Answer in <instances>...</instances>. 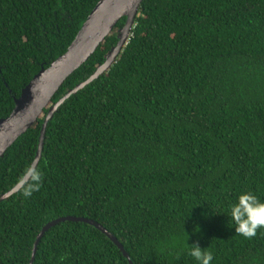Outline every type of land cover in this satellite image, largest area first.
Wrapping results in <instances>:
<instances>
[{"label":"trees","instance_id":"1","mask_svg":"<svg viewBox=\"0 0 264 264\" xmlns=\"http://www.w3.org/2000/svg\"><path fill=\"white\" fill-rule=\"evenodd\" d=\"M99 0H0V119L65 53ZM121 18L61 85L84 82ZM47 110L0 158V196L32 163ZM40 191L0 202V264H264V229L235 233L241 193L264 202V0H142L113 65L47 124ZM61 257H64L61 260Z\"/></svg>","mask_w":264,"mask_h":264},{"label":"water","instance_id":"2","mask_svg":"<svg viewBox=\"0 0 264 264\" xmlns=\"http://www.w3.org/2000/svg\"><path fill=\"white\" fill-rule=\"evenodd\" d=\"M141 2L142 0H99L97 2L65 53L52 61L46 69H41L31 79L21 90L20 96L14 99V107L10 115L0 119V158L22 134L36 124L43 111L47 110L40 128L38 145L33 159L38 164L41 158L47 124L53 114L65 100L82 90L113 65L129 40L130 32L134 26V19L137 16ZM121 18L125 19L124 25L118 30L117 43L106 55L104 62L97 67L89 78L68 91L52 105L51 100L64 81L87 61L105 38L109 36ZM15 193L13 188L10 189L0 196V202ZM65 220L83 222L94 226L106 235L119 248L123 256L127 258V254L123 251L120 244L102 227L87 219L71 217L55 220L42 228L33 243L28 264H33L37 245L45 231Z\"/></svg>","mask_w":264,"mask_h":264},{"label":"clouds","instance_id":"3","mask_svg":"<svg viewBox=\"0 0 264 264\" xmlns=\"http://www.w3.org/2000/svg\"><path fill=\"white\" fill-rule=\"evenodd\" d=\"M43 179V171L33 161L24 168L13 190L25 199L31 198L33 193L40 191ZM228 216L235 226V233L251 240L256 237L258 230L264 229V202L250 192L241 193L236 203L230 206ZM189 255L197 264H211L213 260V253L203 250L198 244L191 245Z\"/></svg>","mask_w":264,"mask_h":264}]
</instances>
